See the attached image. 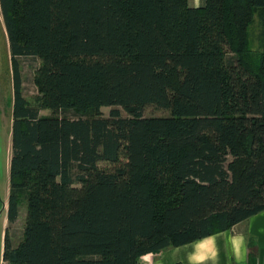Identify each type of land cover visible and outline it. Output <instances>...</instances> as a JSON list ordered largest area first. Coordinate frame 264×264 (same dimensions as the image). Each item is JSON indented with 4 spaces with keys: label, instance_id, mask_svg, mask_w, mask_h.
<instances>
[{
    "label": "trees",
    "instance_id": "obj_1",
    "mask_svg": "<svg viewBox=\"0 0 264 264\" xmlns=\"http://www.w3.org/2000/svg\"><path fill=\"white\" fill-rule=\"evenodd\" d=\"M0 6L14 90L8 221L27 208L17 243L5 229L6 264H140L264 210V0ZM21 58L40 61L34 104ZM150 105L170 114L145 116Z\"/></svg>",
    "mask_w": 264,
    "mask_h": 264
},
{
    "label": "rangeland",
    "instance_id": "obj_2",
    "mask_svg": "<svg viewBox=\"0 0 264 264\" xmlns=\"http://www.w3.org/2000/svg\"><path fill=\"white\" fill-rule=\"evenodd\" d=\"M190 3L192 5L199 6L202 3V0H190ZM249 34L252 49L258 51V49L261 48V21L258 12L254 15L253 22L249 29ZM20 63L23 77L24 95L31 103L34 104L36 96L38 95V88L34 82V75L40 61L33 58H21ZM13 102L14 90L11 55L8 36L0 6V207L1 202L5 203V209L0 214V264H6V262L2 259L5 236L3 220L5 212L8 210V197L10 191L9 166L12 154L11 130ZM112 108L115 107H102V115L105 117L109 116ZM118 108L121 109L123 116H129V113L126 110L121 107ZM51 113L52 112L50 110H42V114L49 115ZM169 114L170 112L168 110L160 109L153 105L147 106L144 110L145 116H162ZM67 115L71 117L77 116L74 112H69ZM26 214V204L23 203L20 207L17 220L13 223H10L8 220L6 221L5 228L8 227L9 234L15 243H17L23 236Z\"/></svg>",
    "mask_w": 264,
    "mask_h": 264
},
{
    "label": "crops",
    "instance_id": "obj_3",
    "mask_svg": "<svg viewBox=\"0 0 264 264\" xmlns=\"http://www.w3.org/2000/svg\"><path fill=\"white\" fill-rule=\"evenodd\" d=\"M7 220V212H5L4 229H6ZM176 262L183 264H264V210L239 222L229 230L158 253L146 254L141 258L140 264H173Z\"/></svg>",
    "mask_w": 264,
    "mask_h": 264
},
{
    "label": "water",
    "instance_id": "obj_4",
    "mask_svg": "<svg viewBox=\"0 0 264 264\" xmlns=\"http://www.w3.org/2000/svg\"><path fill=\"white\" fill-rule=\"evenodd\" d=\"M4 209H5V203H4L3 208H2L1 211H0V214L4 211Z\"/></svg>",
    "mask_w": 264,
    "mask_h": 264
},
{
    "label": "flooded vegetation",
    "instance_id": "obj_5",
    "mask_svg": "<svg viewBox=\"0 0 264 264\" xmlns=\"http://www.w3.org/2000/svg\"><path fill=\"white\" fill-rule=\"evenodd\" d=\"M3 206H4V202L1 203L0 211H1V209L3 208Z\"/></svg>",
    "mask_w": 264,
    "mask_h": 264
}]
</instances>
